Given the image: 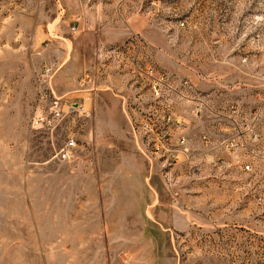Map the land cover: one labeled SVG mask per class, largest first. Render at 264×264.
I'll list each match as a JSON object with an SVG mask.
<instances>
[{
	"label": "rangeland",
	"instance_id": "rangeland-1",
	"mask_svg": "<svg viewBox=\"0 0 264 264\" xmlns=\"http://www.w3.org/2000/svg\"><path fill=\"white\" fill-rule=\"evenodd\" d=\"M78 8L0 0V264H264V0ZM45 63L86 117L32 125Z\"/></svg>",
	"mask_w": 264,
	"mask_h": 264
},
{
	"label": "built area",
	"instance_id": "built-area-1",
	"mask_svg": "<svg viewBox=\"0 0 264 264\" xmlns=\"http://www.w3.org/2000/svg\"><path fill=\"white\" fill-rule=\"evenodd\" d=\"M71 29H75L72 24ZM153 68L146 67L142 74L141 79L151 76ZM53 68L50 64H42L37 73L35 84V100L36 110L32 114V125L41 128L51 129L54 128L60 120L71 114H76L86 117L89 114V109L84 106V99H72L66 95L55 94L51 86V77ZM150 80V88L155 95L160 94V85H164L162 74H158ZM184 85L187 84L186 80H182ZM78 150L77 141L74 134L68 133L64 135L61 142L54 149V156L60 160H68L74 157ZM244 167H248L246 164Z\"/></svg>",
	"mask_w": 264,
	"mask_h": 264
},
{
	"label": "crops",
	"instance_id": "crops-1",
	"mask_svg": "<svg viewBox=\"0 0 264 264\" xmlns=\"http://www.w3.org/2000/svg\"><path fill=\"white\" fill-rule=\"evenodd\" d=\"M54 3H55V12H54V16L52 17V19H51V21H49L48 22V24H50V25H52V24H54L55 23V21L57 22V19H60V18H62L61 20H63V23L64 24H62L63 25V27H65L66 26V23H67V21L70 19L69 18V16H70V14H72V12L74 11V13H75V15H74V17H75V19H77L78 20V22L80 21V22H82L83 21V18H84V16H83V13L81 12V10H79L78 11V4H82V3H86L88 0H52ZM63 14H64V16H63ZM69 15V16H68ZM66 16L68 17V18H66ZM89 21L90 20H87V22L89 23ZM62 23V22H61ZM78 25H79V23H77ZM82 24V23H81ZM88 25V24H87ZM88 26H86V28H87ZM81 28L82 29H84V26H83V24L81 25ZM50 32L51 31H54L53 33L54 34H57V32H58V34L60 33V34H62V31H63V28H58L57 30H56V28L55 29H53V30H49ZM52 33V32H51ZM68 61H69V56H68V59H67ZM66 62V61H65ZM66 64V63H65ZM90 91H88L87 89H86V91H85V95L86 94H88Z\"/></svg>",
	"mask_w": 264,
	"mask_h": 264
}]
</instances>
